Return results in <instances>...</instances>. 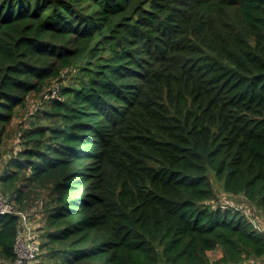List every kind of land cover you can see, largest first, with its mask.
Wrapping results in <instances>:
<instances>
[{
	"label": "trees",
	"instance_id": "trees-1",
	"mask_svg": "<svg viewBox=\"0 0 264 264\" xmlns=\"http://www.w3.org/2000/svg\"><path fill=\"white\" fill-rule=\"evenodd\" d=\"M43 93L0 171L21 208L51 189L35 264L264 257V232L210 203L215 178L264 208V0H0V147ZM18 227L0 214V259Z\"/></svg>",
	"mask_w": 264,
	"mask_h": 264
},
{
	"label": "rangeland",
	"instance_id": "rangeland-1",
	"mask_svg": "<svg viewBox=\"0 0 264 264\" xmlns=\"http://www.w3.org/2000/svg\"><path fill=\"white\" fill-rule=\"evenodd\" d=\"M74 75V70H66L63 74V79L55 80L58 85L67 84L72 82ZM57 87V85L55 86ZM48 101V95L43 93L40 95H31L28 98L27 104L25 107L20 108L16 112V116L13 122L8 126L5 139L0 147V171L4 167V163L10 159L12 156L17 155V153L23 147V139L21 138L22 133H24L29 127H32L31 124L36 125L38 122H43L42 118H33L35 111ZM213 187V197L210 203L214 206L220 205L224 208H235L240 211L248 221L252 222L254 228L260 232H264V208L259 207L258 205L249 201L244 195L239 194H229L225 192L222 184L213 178L212 180ZM0 191L2 192V187L0 184ZM25 192L27 199L21 208L17 205L15 201L8 199L12 202L16 210L26 212L38 235H41V226H42V202L48 196L51 195V189L48 185H36L31 187H26ZM3 193V192H2ZM4 195V194H3ZM5 196V195H4ZM7 197V196H5ZM44 250L42 252V257L39 258V261L43 259ZM209 263L208 264H261L264 260V257H255L252 255H247L243 253L238 259H233L225 256V252L222 248L218 247L215 250H212L208 253ZM0 264H14L13 262L0 259ZM159 264H164L162 261Z\"/></svg>",
	"mask_w": 264,
	"mask_h": 264
},
{
	"label": "built area",
	"instance_id": "built-area-1",
	"mask_svg": "<svg viewBox=\"0 0 264 264\" xmlns=\"http://www.w3.org/2000/svg\"><path fill=\"white\" fill-rule=\"evenodd\" d=\"M0 214H16L19 227L14 244V264H35L41 253L39 235L26 212L18 211L0 191ZM261 264H264V260Z\"/></svg>",
	"mask_w": 264,
	"mask_h": 264
}]
</instances>
